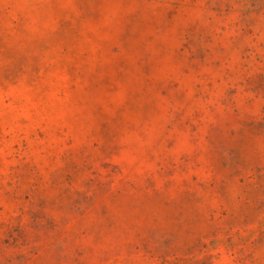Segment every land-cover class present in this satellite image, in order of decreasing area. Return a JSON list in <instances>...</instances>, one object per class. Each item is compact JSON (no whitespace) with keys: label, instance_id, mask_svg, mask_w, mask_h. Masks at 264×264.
<instances>
[{"label":"rangeland","instance_id":"obj_1","mask_svg":"<svg viewBox=\"0 0 264 264\" xmlns=\"http://www.w3.org/2000/svg\"><path fill=\"white\" fill-rule=\"evenodd\" d=\"M0 264H264V0H0Z\"/></svg>","mask_w":264,"mask_h":264}]
</instances>
